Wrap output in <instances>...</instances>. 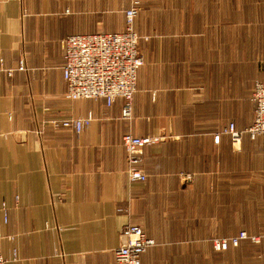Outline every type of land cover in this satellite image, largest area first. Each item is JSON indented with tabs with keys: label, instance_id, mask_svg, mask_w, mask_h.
Returning <instances> with one entry per match:
<instances>
[{
	"label": "crops",
	"instance_id": "obj_1",
	"mask_svg": "<svg viewBox=\"0 0 264 264\" xmlns=\"http://www.w3.org/2000/svg\"><path fill=\"white\" fill-rule=\"evenodd\" d=\"M131 1L0 0V251L7 264H123L114 250L128 224L156 242L141 264H196L197 251L177 246L181 213L195 220L209 189L227 185L231 171L261 164V139L245 133L234 146L223 134L214 142L231 115L247 110L245 95L230 90L223 24L198 28L185 11L164 9L156 26H144L139 0L145 63L132 118L121 116L120 98L111 106L67 98L62 40L123 31ZM23 60L27 69L18 70ZM250 113L234 117L239 130L254 120L252 101ZM78 117L92 118L80 134L51 124ZM126 133L171 136L145 149V182L128 177Z\"/></svg>",
	"mask_w": 264,
	"mask_h": 264
},
{
	"label": "rangeland",
	"instance_id": "obj_2",
	"mask_svg": "<svg viewBox=\"0 0 264 264\" xmlns=\"http://www.w3.org/2000/svg\"><path fill=\"white\" fill-rule=\"evenodd\" d=\"M141 1L139 18L142 17L141 22L147 19V25L144 26H156L159 12L164 9L171 13L185 11L191 15L198 28H212L223 24L225 38L228 35L229 39L228 47L227 42H224V59L228 54L230 90L231 93L242 90L240 98L245 95L244 106L247 107L242 116L231 115V121L238 126L234 117L249 118L252 84L256 80H264V0ZM208 11L210 17L211 14L213 17L203 18L205 16L199 14ZM217 15L224 17L219 18ZM139 35L141 42L143 35ZM150 136L162 140L171 137L169 134ZM245 167V172L231 171L227 185L224 184L219 191L216 187L209 189L212 195L207 196V204L199 205L195 220L193 215L189 219L188 212L181 213V225L175 227V233L180 239L177 246L183 251H197L196 264H264V153L261 164L256 163L255 168L247 164ZM184 180L188 184L190 178L186 177ZM188 222L192 224L191 227ZM193 222L197 226H193ZM243 231L250 236L259 237L260 241L243 240L236 246H222L224 240Z\"/></svg>",
	"mask_w": 264,
	"mask_h": 264
},
{
	"label": "built area",
	"instance_id": "obj_3",
	"mask_svg": "<svg viewBox=\"0 0 264 264\" xmlns=\"http://www.w3.org/2000/svg\"><path fill=\"white\" fill-rule=\"evenodd\" d=\"M139 3L131 1L125 10V29L119 32L73 34L62 40V74L67 85V98L72 100L102 99L111 106L120 98L123 100L121 116L132 118V101L137 91L139 71L145 63L140 50V35L135 28V18ZM26 64L19 62L18 70H26ZM13 69L8 70L12 75ZM251 101L255 106L252 124L246 130H239L231 122L222 131L214 135V142L219 143L223 134L231 137L234 146L240 145L244 134L252 140L261 139L264 147V80L254 82ZM92 122L91 117L52 120L55 128H73L82 133ZM162 139L156 136H140L126 133L122 137L127 156V173L133 182H145L147 174L140 167L145 149ZM7 220V217H6ZM122 242L114 250L116 259L123 264H141V257L148 248L155 245L143 227L128 224L122 230ZM3 235L0 233V238ZM14 239L13 236L9 237ZM243 240L260 241L259 237L250 236L243 231L224 240L222 246L238 245ZM0 264H7L0 251Z\"/></svg>",
	"mask_w": 264,
	"mask_h": 264
}]
</instances>
